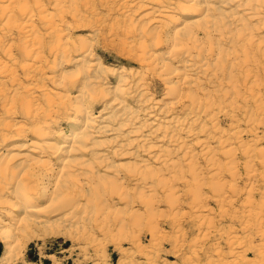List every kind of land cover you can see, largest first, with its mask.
I'll return each mask as SVG.
<instances>
[{"label": "rangeland", "instance_id": "1", "mask_svg": "<svg viewBox=\"0 0 264 264\" xmlns=\"http://www.w3.org/2000/svg\"><path fill=\"white\" fill-rule=\"evenodd\" d=\"M60 1L56 3V0H0V152L4 154L9 152L6 144L14 142L15 130L20 126L25 129L23 136L27 138L25 137L23 142L26 150L31 148L29 142L38 141L37 132H34L35 129L37 131L36 125L40 127V124L43 125L45 120L51 122L55 130L62 128L68 134H71L72 130L78 126H73L74 124L68 121L60 106L61 99L56 95L57 93L65 94L66 91L57 89L55 83L43 79L54 69H60V65H54V61L58 64L64 61L63 64L69 67L76 65L73 60L84 57L81 52L75 53L71 47V58L65 60L59 57L56 59L52 46L58 45V41L55 40L59 38L58 33L64 39L72 38L74 42L80 40L82 35L87 39L86 43H92L94 59L103 62L107 67H110L109 69L115 70L113 74H111V70L106 73L107 81H111V90H114L119 84L117 73L121 69L142 68V63L138 58L140 49L136 32H138L137 28L140 27V23L137 19L148 12L147 4L142 1L138 2L139 0ZM179 15H183V13H179ZM43 16H46L50 21H45L46 18ZM263 24H255L258 26L255 28L258 35H256L253 47H249L247 57H244V52L238 50L240 45H236V48L232 47V49L228 45L225 46V43L222 45L231 51L238 48L237 50L241 54L238 53V61L233 58L234 55H227L230 58L227 59L229 61L226 60L221 64L224 66V70L223 66L219 67L220 76L217 83L220 85L224 82L221 84L222 86L218 87L221 92L215 91L219 92V94L217 93L219 99L215 92L211 93L215 94L212 96L214 100L211 98L213 104L208 106L205 103L206 109L211 113L203 115L201 122L209 127L206 125V128L199 123L202 125L200 127H203L202 130L205 127L204 131H206L202 132L200 129L199 133V129H197L199 135L186 139L185 146H177L178 149L180 148L179 150L174 146L166 149L168 152H165L166 157H163L166 161L154 158L159 146L162 145V142L157 139L153 140L155 145L152 152L141 153L142 158L148 160V167L144 168L150 169L151 172L146 169L148 172L143 173L146 177V184L142 182L140 186H137L135 183L140 178L139 176L137 178L130 170L133 166L142 164L128 154L138 150L139 146L127 145L125 153L117 155L118 143L112 144L107 141V146L101 152L107 155L114 164L130 163L132 166L119 167L122 168L119 170L121 176L118 179L123 183L124 189L118 188L115 180L113 183V181L107 179L105 181L103 178L101 180L103 183L100 182L99 185L104 186L100 191L92 194L91 198L80 195L78 200L76 199L77 206L70 209L71 211L65 208L57 215H60L63 221L66 220L67 232L64 230V233L55 235L44 229L33 231L24 222L13 224L14 221L8 216V212L7 214L0 212V221H3V225L0 224V227L2 225L3 229L14 232V241L18 240L17 246L21 247L19 249L21 253L4 264H189L190 256L191 260H194V264L208 263L204 249L207 246L212 247L216 242V235L219 232L224 233L231 225L230 218H223L222 213H232L237 209L242 211L257 210L261 204L260 194L257 195L260 200L257 202H255L256 199L249 196L252 190V176L250 175L253 174L254 167L252 166L254 164L258 169L257 174L259 173V189L261 190V187L264 186ZM136 29L137 31H135ZM56 36L58 37L56 38ZM61 47H64L62 41ZM258 47H260L259 50ZM193 50L195 53L197 52L195 48ZM28 51H31L30 54H25ZM225 62L227 63L225 64ZM176 81L174 80V82ZM147 83L150 93L152 96L154 95L156 101H162L163 104L174 101L171 105L174 111L171 109L170 112H175V110L182 112L192 101L191 93L181 89V85L177 87L179 90L176 92V99L165 98L167 97V86L151 72L147 74ZM124 88L128 89L129 83ZM70 90H74L73 86H70ZM199 91L195 92L196 97L204 98V92ZM46 92H48L47 96L50 95L52 98L53 104L51 101L50 104L54 105L55 103L54 106L49 107L46 103L48 101H46ZM76 93L77 91L72 92L73 95ZM126 95H128L126 98L127 107L135 109L137 107L135 98L131 97L130 93H126ZM220 97L223 99L222 101ZM99 99L87 103V108L94 116L101 111L104 114L113 111L111 108H106L104 100L100 99L99 101ZM29 100L31 105L25 107V102L28 103ZM112 100L113 98L110 99V101ZM203 100L206 102L207 96ZM175 104L176 106H174ZM213 107L215 108L211 109ZM47 112H50L51 115ZM47 115L49 116L46 119ZM213 122H216L219 130L216 131L215 124H211ZM199 125L198 128H200ZM207 131L209 132L207 133ZM114 137V135L104 134L98 140ZM203 138L205 142L202 140ZM56 141L58 139L54 142ZM198 141L202 142L198 143ZM206 143L209 145L207 144V146ZM201 148L205 149L202 151ZM175 150H178V153H175ZM183 150L190 153V155L187 154V158ZM16 152L18 151H11L12 154ZM183 152V157H181ZM170 153H173V156ZM45 159L50 160L56 169L61 167L57 158L44 157L43 160ZM163 162H166L165 165L170 163V166L168 164L166 167ZM100 172L103 173V170ZM37 173H39L38 169ZM108 175L110 176V174ZM30 177L31 181L35 179L32 176H26V181L29 182ZM55 178L53 183L57 181ZM83 179L84 177H82ZM106 189L108 190L106 191ZM99 192L102 194L99 195ZM224 196L226 200L222 198ZM145 200L148 201L145 202ZM47 202L46 199L41 201L44 204ZM223 202L224 204H222ZM209 229V233H212L210 238L206 233ZM201 247L204 249L202 250ZM193 249L197 254L192 255ZM4 251L5 244L0 238V257ZM50 255L54 257L52 258ZM214 257V259L217 258L215 254Z\"/></svg>", "mask_w": 264, "mask_h": 264}, {"label": "bare ground", "instance_id": "2", "mask_svg": "<svg viewBox=\"0 0 264 264\" xmlns=\"http://www.w3.org/2000/svg\"><path fill=\"white\" fill-rule=\"evenodd\" d=\"M141 1L148 5V12L137 19L138 23H140V27L137 28L138 32H136L140 49V55L137 57L142 63V68H131L130 70L124 68L119 73L116 72L119 76V84L114 90L110 89L112 88L111 81H107L106 73L111 70V74H113L115 70L109 69V66L107 67L103 62L94 59V51L90 41V44L86 43L87 39L82 35L81 39L78 36L80 40L76 42L72 38L64 39L59 33V38L56 36L57 39L55 40L58 41V45L52 46L56 59L59 57L65 60L71 58L72 48L75 53L81 52L84 57L73 60L76 65L69 66L71 68L64 65V61H61L60 64L54 61V65H60V69H54V71L51 67L53 71L43 79L51 81L53 84L55 83L57 89L66 91L65 94L57 93L56 95L61 99L60 106L64 110L68 121L73 123V126H78L72 130L71 134H68L62 128L55 130L54 125L45 120L43 125L40 124V127L36 125L37 131L33 129L34 132H37L39 139L35 142H29L28 144L31 148L26 150L23 142L27 138L23 136L25 129L19 125L20 127L15 130L14 142L6 144L9 152L7 154L0 152V212L1 214L4 212L7 214L8 212V216L14 221L13 224L24 222L30 230L44 229L47 232L59 235L68 228V224H65L66 220L63 221L60 215L57 216L60 214L59 212L65 208L70 210L77 206V198L80 195L91 198L92 194L100 191L102 186H104L99 185L103 178L111 182L115 180L118 188L124 189L123 183L118 179L121 176L119 170L122 168L119 167L123 165L131 166V164H114L107 155L103 154L101 150L107 146V141L112 144L118 143L117 155H123L127 145L139 146L138 150L131 151L128 154L142 164L140 166H131L130 170L132 174L140 178L135 183L137 186H140L142 182L146 184V177L143 173L150 169L144 168L148 167V160L143 159L141 153L152 152L155 145L153 140L157 139V141L162 142V145L159 146L154 158L155 160L166 161V159H163V157H166L164 153L168 152L166 149H170L171 146L176 148L177 146L183 147L186 139L198 136L200 129L202 132L204 131L207 124L201 122L203 115H208L209 113L206 106L213 104V101H211L212 96L221 92L218 87L224 83L220 85L217 83V79L220 76L219 67L223 66L221 64L224 61L230 59L227 55H234L233 58L238 61V53H240L238 50L244 52V57H247V51L254 44L256 35H258L255 31L258 26L255 24L264 23V0H139L138 2ZM59 2L61 1L56 0V3ZM179 13H183V15H179V17ZM184 15L185 17L183 18ZM43 17L46 18L44 19L45 21H50L46 16ZM61 41L63 42V48L61 47ZM259 43L257 44L258 46ZM223 44L230 46V49L240 45V49L233 48L234 50L231 51L224 48ZM260 47L257 49L259 50ZM194 48L195 51L197 50L196 53L193 50ZM30 52L28 51L25 54H30ZM222 68L224 70V66ZM148 72H151L154 76L157 75L158 79L167 86V97L165 98L176 99V92L179 90L177 87L181 85V89L191 93V103L185 108L182 107L184 108L182 112L171 111L173 113L171 115V105L174 101L164 104L162 101H156L153 97L154 95H151L152 93H150L147 83ZM82 80L83 83L81 84ZM174 80L177 81L174 82ZM127 83H129L128 89L124 88ZM70 86H73L74 90H70ZM199 90L204 92V98L202 97V99L199 98L200 96L196 97L197 94L195 92ZM74 91H77L76 95L72 94ZM215 91L219 92L216 93ZM212 92H215V94L212 95ZM47 93L44 95L47 96ZM126 93H130V96L135 98L137 105L135 109L127 107L126 98L128 95ZM218 94L217 98L219 99ZM205 96H207L206 102L203 100ZM46 98V101L48 100L46 103L49 107L55 105V103L54 105L50 104V101L53 104L50 95ZM99 98L104 100L106 108H111L113 111L108 114H104L101 111V113L94 116L91 110L87 108V103L90 101L94 102L95 99ZM111 98H113L112 101H110ZM220 100L222 101L223 99L220 97ZM29 102L30 100L28 103L25 102V107L30 104ZM218 103L220 104V101ZM219 104L217 105L219 106ZM43 112L44 108L41 113L43 114ZM47 114H50V112H47ZM48 116H46V119ZM211 119L213 120V118ZM52 120L54 122V119ZM199 123L205 126L203 130ZM198 125L200 128H198ZM207 127L209 126L207 125ZM215 127H217L216 131L219 130L217 124H215ZM197 129H199V133H197ZM237 133L239 134V132ZM104 134L114 135L115 137L99 141V137ZM206 137L205 139H207ZM56 139L58 141L54 142ZM205 139L203 138L202 140L204 141ZM200 142L198 141V143ZM207 144L209 145V143ZM204 145L202 146L205 147L206 145ZM12 150H17L18 152L12 154ZM171 150L173 151V149ZM178 150H175V153ZM186 151L184 152L186 153ZM184 152L181 157H183ZM170 154L173 156V153ZM187 154L190 155V153H186V158L188 157ZM44 157H48V159L51 157L57 158L61 167L56 169L54 164L50 163V160H43ZM170 157L169 155L168 158L170 159ZM51 162L53 161L51 160ZM168 164L170 166V163L166 165L168 166ZM252 167H254V170L252 169L253 174L250 175L252 176V190L250 196H248L256 199L255 202L260 199V207L257 210L242 211L237 209L232 213H222L221 216L223 218H230L231 225L224 233L219 232L216 235V242L212 247L207 246L205 249L201 247L202 250L204 249L207 259L205 260L208 262L206 264H264V186L261 187V190L259 189L258 169L255 168V164ZM37 169L39 173H37ZM100 170H103V173ZM195 174L198 173L195 172ZM26 176H32L35 179L31 181L30 177L28 182L26 181ZM151 176L154 177L153 175ZM55 177L57 181L53 183ZM82 177H84L83 180ZM108 189L110 190V188ZM98 194L100 195L102 192ZM258 194H260L259 199L257 197ZM222 198L225 199V196ZM45 199L48 202L45 204L41 203ZM17 211L18 213H16ZM2 222L0 221V224ZM209 232L210 229L206 232L210 238L212 233ZM0 238L5 244V251L0 257V264H4L17 257L21 253L19 250L21 247L17 246L18 240L14 241L15 233L5 228L3 229V227L0 229ZM191 253L192 255L197 254L194 249ZM214 254L217 257L216 259H214ZM50 256L54 257L53 255ZM188 259L191 261H189V264H194L191 256ZM197 260L199 261L200 259L198 258Z\"/></svg>", "mask_w": 264, "mask_h": 264}]
</instances>
